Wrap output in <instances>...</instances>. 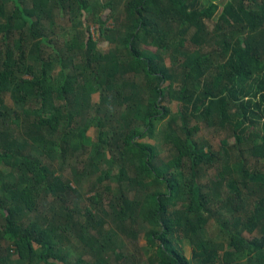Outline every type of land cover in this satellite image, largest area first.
Segmentation results:
<instances>
[{
	"label": "trees",
	"instance_id": "trees-1",
	"mask_svg": "<svg viewBox=\"0 0 264 264\" xmlns=\"http://www.w3.org/2000/svg\"><path fill=\"white\" fill-rule=\"evenodd\" d=\"M104 1L115 29L95 21L115 47L103 52L87 28L63 55L56 30L71 32L57 21L79 22L91 0H0V165L11 169L0 171V264L12 249L17 264H110L123 254L105 219L132 239L144 225L154 264H264V0H224L217 15L214 0ZM203 122L234 144L199 145ZM71 164L90 181L82 208ZM212 169L219 178L201 183ZM211 220L220 242L206 237ZM70 237L89 260L67 261Z\"/></svg>",
	"mask_w": 264,
	"mask_h": 264
},
{
	"label": "rangeland",
	"instance_id": "rangeland-1",
	"mask_svg": "<svg viewBox=\"0 0 264 264\" xmlns=\"http://www.w3.org/2000/svg\"><path fill=\"white\" fill-rule=\"evenodd\" d=\"M222 1L224 0H214V2L219 3V7H218V11L216 15L220 12L222 8L221 6ZM104 2H105L104 0H91V9L89 8L85 12L84 16L77 20L79 22L82 21L83 26L76 24L79 22H74L73 20H69V18H65V19L57 21L59 23L58 24L59 27L62 26L64 28H67L71 32V34L67 35L63 33L62 31H60V28L56 30L57 34H59L58 36L59 43L56 44L55 46H56V49L59 50L61 54L63 55L65 53L67 54L68 49H67L66 44L72 41L73 35H75L76 31L83 30L84 33L87 34V31H86L87 28H89L90 33L93 35L94 41L99 44L98 47L103 52L106 53L110 51V49H113L115 47V45L111 44L108 41H105L103 38L100 37V28L102 26L97 21H95L99 17H103L104 19L106 18L108 20L106 21L105 27L111 30L115 29L116 22L112 15L113 14L118 15L119 13H114L112 10L108 8H102V5ZM48 52L54 54V52H52L51 49H48ZM77 60H79V58ZM166 62L168 64H171L169 57H167ZM136 80L138 83L142 82L140 78ZM4 99H5L6 105L9 108H12L14 106L13 100L11 99L10 95H6ZM99 102H100V94L99 93L93 94L91 98V106L88 108L87 114L94 115V111L97 107V104H99ZM165 104L171 110L172 113H176L180 108V105H178L177 102L165 103ZM87 114L85 118L87 117ZM95 135H96V129L93 127L89 128V130L86 133V136L94 140ZM224 139H226L229 144H234L235 142L234 137L228 136L224 128H216L212 126H207V124H205L204 122L202 123L201 129L194 136V140L199 145L205 146L206 149H211L214 152L222 151L221 150L223 148L222 140ZM141 142L157 144L162 150L163 156L165 158L170 157L171 155L169 148L167 146H163L161 141L159 142V140L154 141V140L145 139V140H142ZM245 156L252 164H256L253 160L249 159V156L247 153H245ZM259 165L262 166V168L264 169V160ZM71 167H75V165L71 164V166H68L67 168L64 167L63 169L64 176L68 178H72L74 183L76 181H79V183L81 184H80V189H79V195L77 196L74 195V197H72L70 201L74 202V204L77 207L82 208L86 204V198L88 197V194L86 193V191L88 189L90 181H88V179L84 177L79 179V176H77L78 179L75 180L73 176L71 175V172L73 173V171H71ZM225 168L227 169L228 166H226ZM10 170L11 169L7 167L6 165H3V164L0 165V171H2L3 173H8ZM200 177H201V183L203 184H208L210 181L212 180L216 181V179L219 178L217 175V172L214 169L203 171ZM223 183H224L222 185L223 188L220 187V193H221V188H222V192L227 193L228 189L225 186L226 182H223ZM214 199L218 202L217 200L218 197ZM215 206H217V204ZM105 220L107 222V225L105 226V228L112 229L116 232V236L114 239V245L112 246V249L115 250V252L123 254V258H119V259H117V257L115 256H111L110 264H154L151 261L154 248L147 244L146 238L144 236V230H146V227L144 225L139 226L141 231L139 230L136 238L132 239L131 237L118 232L113 222L109 221L108 219H105ZM126 223H127L126 226H128L129 223L128 222ZM133 229L136 230L135 227H133ZM129 234L131 235V233ZM205 234H206L207 239L212 238V239H215L216 242H220V240H218L217 238V225L215 221L213 220L209 221L205 229ZM243 235L249 239L253 238L254 236H258V234L252 235L247 232H244ZM66 240H68L69 242H67ZM178 245L182 249L185 256L189 258L191 255V250L193 249V243L189 239L183 236H180ZM8 246H9V243L4 242L2 244V248L8 247ZM63 246L65 249H68V253L64 252L68 262H72L74 258L80 255H83V258L85 260L90 259V256L83 252V248L78 244V242L74 241V238L72 237L65 239L63 241ZM12 250H13L12 252L13 264H17L16 263V260L18 259L17 252H14V249Z\"/></svg>",
	"mask_w": 264,
	"mask_h": 264
}]
</instances>
